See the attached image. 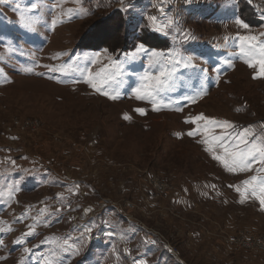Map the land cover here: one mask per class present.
I'll return each instance as SVG.
<instances>
[{
	"label": "rangeland",
	"instance_id": "rangeland-1",
	"mask_svg": "<svg viewBox=\"0 0 264 264\" xmlns=\"http://www.w3.org/2000/svg\"><path fill=\"white\" fill-rule=\"evenodd\" d=\"M243 36L258 59L264 0H0V264H264L234 241L264 236L242 195L261 165L229 172L211 142L264 146ZM161 70L157 111L137 89Z\"/></svg>",
	"mask_w": 264,
	"mask_h": 264
},
{
	"label": "snow or ice",
	"instance_id": "snow-or-ice-1",
	"mask_svg": "<svg viewBox=\"0 0 264 264\" xmlns=\"http://www.w3.org/2000/svg\"><path fill=\"white\" fill-rule=\"evenodd\" d=\"M34 7V6H33ZM155 19V18H153ZM241 25L244 28H247L248 25L240 21ZM242 42L240 45V51L242 54H244L246 57H251L252 59L246 60V62L249 63V66L255 67L257 64L260 67L261 73L264 74V45H261L259 47V58H256L257 53V47L253 43L256 41L255 36H243L239 38ZM140 51H146V49L143 48L141 45L139 48ZM152 55L155 57L159 55V53L153 52ZM187 66V65H186ZM53 71H56L57 69H52ZM99 76V74H97ZM171 73H166L164 70H161L159 74L157 75H150L145 74L142 79L146 81V83L143 86V91L141 89H137L138 98L141 100H149L154 105V110H159L158 107H156L157 100L155 94L162 91L168 84L167 77H170ZM89 84L92 85L93 88H95L97 91H101V85L103 83L107 82V77H104L100 80L99 83H97L94 78L89 74V79L87 81ZM107 94V93H105ZM204 93L201 92L199 95H203ZM111 99H116L117 96L113 95L110 97ZM193 102H195V97H190ZM138 111L141 114H145L144 109H138ZM208 121L209 124L217 125L223 129L233 128L234 125L229 121H215L211 120L205 116L198 115L192 120L186 121L187 123H195L197 121ZM199 129L190 131L187 134L189 136H196ZM226 135L222 134H216L212 136L213 143L218 144L219 148L222 149L223 154H217L214 156V159L220 161L223 166L229 171V172H244V171H251L252 165L255 162H259L261 167L259 171L264 172V146H257L252 145L248 146V141L244 138H239L238 142H229L225 143ZM207 142V141H206ZM241 145H244V147H241ZM210 151H213V149H209ZM257 177L253 176L251 180L245 181V187L242 192V195L244 198H247L249 194L256 196V198L259 200L260 205L262 206V210H264V179L260 180V183L258 185H253V181H256ZM251 187V193H249V188ZM257 189L259 194L257 195ZM237 192H241V188H236ZM244 202V199L241 200V203ZM22 219V218H21ZM30 227V231L27 233V235H34V228L32 226ZM86 232H90L91 228L87 227L85 228ZM17 243H20V241H17ZM3 244V240H0V245ZM67 242H65L64 245H61V249L63 251H67ZM30 249L25 248V252H30ZM4 259V258H0Z\"/></svg>",
	"mask_w": 264,
	"mask_h": 264
},
{
	"label": "built area",
	"instance_id": "built-area-1",
	"mask_svg": "<svg viewBox=\"0 0 264 264\" xmlns=\"http://www.w3.org/2000/svg\"><path fill=\"white\" fill-rule=\"evenodd\" d=\"M251 235V236H250ZM242 239L236 238L234 239L235 243L240 246V247H247V248H252L256 243H258L260 246L264 248V236L263 235H253L250 234Z\"/></svg>",
	"mask_w": 264,
	"mask_h": 264
},
{
	"label": "crops",
	"instance_id": "crops-1",
	"mask_svg": "<svg viewBox=\"0 0 264 264\" xmlns=\"http://www.w3.org/2000/svg\"><path fill=\"white\" fill-rule=\"evenodd\" d=\"M110 231V230H109ZM197 234V233H196ZM226 251H228V250H226ZM257 258V257H256ZM253 259L255 262H257V260H259V259ZM248 261H252L251 259H248ZM253 262V261H252ZM253 264H255L254 262H253Z\"/></svg>",
	"mask_w": 264,
	"mask_h": 264
}]
</instances>
